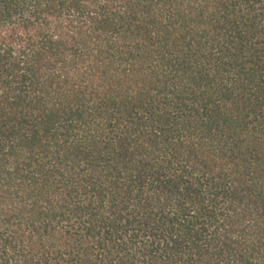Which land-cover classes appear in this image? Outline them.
<instances>
[{
  "label": "trees",
  "instance_id": "1",
  "mask_svg": "<svg viewBox=\"0 0 264 264\" xmlns=\"http://www.w3.org/2000/svg\"><path fill=\"white\" fill-rule=\"evenodd\" d=\"M0 264H264V0H0Z\"/></svg>",
  "mask_w": 264,
  "mask_h": 264
}]
</instances>
